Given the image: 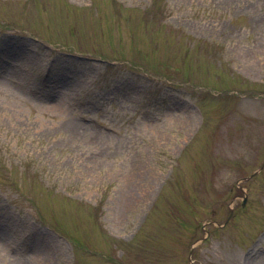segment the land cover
<instances>
[{
  "label": "rangeland",
  "instance_id": "obj_1",
  "mask_svg": "<svg viewBox=\"0 0 264 264\" xmlns=\"http://www.w3.org/2000/svg\"><path fill=\"white\" fill-rule=\"evenodd\" d=\"M191 262L264 264V0H0V264Z\"/></svg>",
  "mask_w": 264,
  "mask_h": 264
}]
</instances>
